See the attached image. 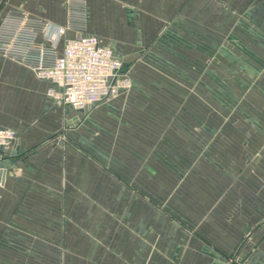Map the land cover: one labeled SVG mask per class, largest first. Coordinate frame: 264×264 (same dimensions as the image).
Returning a JSON list of instances; mask_svg holds the SVG:
<instances>
[{
    "label": "crops",
    "instance_id": "crops-1",
    "mask_svg": "<svg viewBox=\"0 0 264 264\" xmlns=\"http://www.w3.org/2000/svg\"><path fill=\"white\" fill-rule=\"evenodd\" d=\"M64 1L4 0L0 24L17 9L63 25ZM86 12L84 34L132 88L90 111L57 107L48 81L0 54V128L18 134L1 155L0 264H264V0H86ZM214 105H236L220 159L227 113Z\"/></svg>",
    "mask_w": 264,
    "mask_h": 264
},
{
    "label": "built area",
    "instance_id": "built-area-1",
    "mask_svg": "<svg viewBox=\"0 0 264 264\" xmlns=\"http://www.w3.org/2000/svg\"><path fill=\"white\" fill-rule=\"evenodd\" d=\"M63 25L22 10L9 11L0 24V54L29 67L50 83L47 96L54 105L90 111L121 92L130 91V69L98 37L85 35L86 0H65ZM77 34L67 38L68 32ZM64 47L58 50L61 39ZM18 139L12 129L0 128V152ZM1 161V154H0Z\"/></svg>",
    "mask_w": 264,
    "mask_h": 264
},
{
    "label": "rangeland",
    "instance_id": "rangeland-1",
    "mask_svg": "<svg viewBox=\"0 0 264 264\" xmlns=\"http://www.w3.org/2000/svg\"><path fill=\"white\" fill-rule=\"evenodd\" d=\"M212 111L214 114L220 113L221 115L224 113V111L227 113V116L224 119H222L225 122L221 121V123H219V124L214 123L213 157H217V159H220V152H221L220 151V144L222 142L226 141V138L222 137L223 133L225 132L222 125H225L227 123L230 125V120H231L232 116L235 115V113H236V105H232V106H228V107L214 105L212 107ZM222 118H223V116H222ZM214 163H215V161H214ZM215 166H219V164H217ZM236 260H237V257H235L234 254L230 255L229 264L236 263L237 262Z\"/></svg>",
    "mask_w": 264,
    "mask_h": 264
},
{
    "label": "water",
    "instance_id": "water-1",
    "mask_svg": "<svg viewBox=\"0 0 264 264\" xmlns=\"http://www.w3.org/2000/svg\"><path fill=\"white\" fill-rule=\"evenodd\" d=\"M3 1H4V0L1 1V3H0V7H1ZM68 125L70 126L71 123H68ZM3 153H4L3 150H1L0 154L2 155ZM0 169H1V161H0ZM6 173H7V172H6L5 170H2V169H1V170H0V178L4 177V176L6 175Z\"/></svg>",
    "mask_w": 264,
    "mask_h": 264
}]
</instances>
